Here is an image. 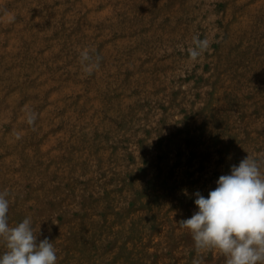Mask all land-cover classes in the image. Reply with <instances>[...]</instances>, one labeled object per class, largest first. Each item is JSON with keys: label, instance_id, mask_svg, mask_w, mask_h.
<instances>
[{"label": "rangeland", "instance_id": "obj_1", "mask_svg": "<svg viewBox=\"0 0 264 264\" xmlns=\"http://www.w3.org/2000/svg\"><path fill=\"white\" fill-rule=\"evenodd\" d=\"M247 155L264 157V0H0V191L58 264H193L177 222Z\"/></svg>", "mask_w": 264, "mask_h": 264}, {"label": "clouds", "instance_id": "obj_2", "mask_svg": "<svg viewBox=\"0 0 264 264\" xmlns=\"http://www.w3.org/2000/svg\"><path fill=\"white\" fill-rule=\"evenodd\" d=\"M209 42L197 39L193 55L199 56ZM101 57L83 49L79 62L88 75L100 67ZM29 115V123L35 121ZM207 197L195 192L197 207L179 227L186 229L194 242L197 258L193 264H204L203 255L218 251L225 264H264V157L247 155L229 174L221 175ZM11 192L0 191V264H58L57 250L48 239L37 241L31 217L10 226L8 212Z\"/></svg>", "mask_w": 264, "mask_h": 264}]
</instances>
